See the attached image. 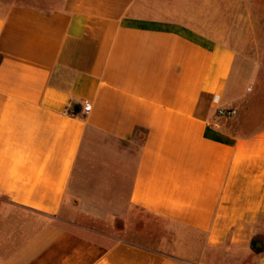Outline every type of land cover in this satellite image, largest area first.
I'll return each instance as SVG.
<instances>
[{
    "label": "crops",
    "instance_id": "1",
    "mask_svg": "<svg viewBox=\"0 0 264 264\" xmlns=\"http://www.w3.org/2000/svg\"><path fill=\"white\" fill-rule=\"evenodd\" d=\"M245 3L3 5L0 264H264Z\"/></svg>",
    "mask_w": 264,
    "mask_h": 264
},
{
    "label": "rangeland",
    "instance_id": "2",
    "mask_svg": "<svg viewBox=\"0 0 264 264\" xmlns=\"http://www.w3.org/2000/svg\"><path fill=\"white\" fill-rule=\"evenodd\" d=\"M10 2L12 0H0V10ZM244 30L242 41L238 42L241 46L235 48L239 59L244 57V61L236 65L234 78L240 70L241 85L245 83L251 89L252 80H246L248 74L259 71L264 73V0H246ZM149 219L152 223L155 222L154 219Z\"/></svg>",
    "mask_w": 264,
    "mask_h": 264
},
{
    "label": "built area",
    "instance_id": "3",
    "mask_svg": "<svg viewBox=\"0 0 264 264\" xmlns=\"http://www.w3.org/2000/svg\"><path fill=\"white\" fill-rule=\"evenodd\" d=\"M87 107L90 109V106L87 105ZM217 114L220 116L232 117L237 114V110L235 108L218 107Z\"/></svg>",
    "mask_w": 264,
    "mask_h": 264
},
{
    "label": "clouds",
    "instance_id": "4",
    "mask_svg": "<svg viewBox=\"0 0 264 264\" xmlns=\"http://www.w3.org/2000/svg\"><path fill=\"white\" fill-rule=\"evenodd\" d=\"M88 110H89V108H88L87 106H85V107H84V111L87 112Z\"/></svg>",
    "mask_w": 264,
    "mask_h": 264
}]
</instances>
